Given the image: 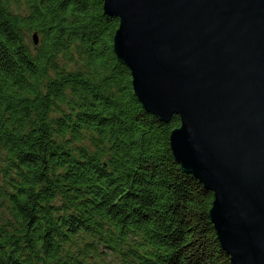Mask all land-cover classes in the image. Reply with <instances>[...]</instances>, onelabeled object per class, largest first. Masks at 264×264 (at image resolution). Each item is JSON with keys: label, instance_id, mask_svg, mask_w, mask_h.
Returning a JSON list of instances; mask_svg holds the SVG:
<instances>
[{"label": "trees", "instance_id": "1", "mask_svg": "<svg viewBox=\"0 0 264 264\" xmlns=\"http://www.w3.org/2000/svg\"><path fill=\"white\" fill-rule=\"evenodd\" d=\"M117 25L103 0H0V264H231Z\"/></svg>", "mask_w": 264, "mask_h": 264}, {"label": "water", "instance_id": "2", "mask_svg": "<svg viewBox=\"0 0 264 264\" xmlns=\"http://www.w3.org/2000/svg\"><path fill=\"white\" fill-rule=\"evenodd\" d=\"M103 12L142 107L179 116L172 155L213 193L231 264H264V0H103Z\"/></svg>", "mask_w": 264, "mask_h": 264}]
</instances>
